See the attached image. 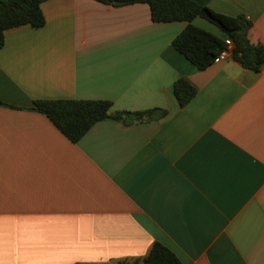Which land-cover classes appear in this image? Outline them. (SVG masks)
Returning <instances> with one entry per match:
<instances>
[{
    "label": "crops",
    "instance_id": "0c3cea01",
    "mask_svg": "<svg viewBox=\"0 0 264 264\" xmlns=\"http://www.w3.org/2000/svg\"><path fill=\"white\" fill-rule=\"evenodd\" d=\"M191 1L244 16L264 50V0ZM41 11L0 49V264L141 262L155 243L182 264H264V65L199 71L172 47L187 24L154 23L147 4ZM180 78L197 89L183 108ZM48 100L167 115L103 120L72 143L34 110Z\"/></svg>",
    "mask_w": 264,
    "mask_h": 264
},
{
    "label": "trees",
    "instance_id": "16d2710c",
    "mask_svg": "<svg viewBox=\"0 0 264 264\" xmlns=\"http://www.w3.org/2000/svg\"><path fill=\"white\" fill-rule=\"evenodd\" d=\"M48 0H0V49L4 46L6 31L23 26L40 29L44 26L41 5ZM104 5L125 6L147 4L154 23L185 22V29L173 40L172 47L199 71H204L217 61L226 49L225 41H232L231 58L249 71L259 72L264 65V50L250 43L248 33L251 23L244 16L228 17L214 12L191 0H95ZM204 20L215 26L221 35H215L194 25ZM197 89L180 78L173 85V95L180 108L196 96ZM34 110L45 117L72 143H76L97 122L119 120L127 122L121 112H112L107 101L48 100L34 103ZM134 122L160 120L166 110L154 108L127 113ZM124 264H182L168 248L155 243L141 261Z\"/></svg>",
    "mask_w": 264,
    "mask_h": 264
},
{
    "label": "built area",
    "instance_id": "2783aa9c",
    "mask_svg": "<svg viewBox=\"0 0 264 264\" xmlns=\"http://www.w3.org/2000/svg\"><path fill=\"white\" fill-rule=\"evenodd\" d=\"M225 44H226V49L219 54L217 61H224V60L228 59L229 57H231V55H232V50L234 47L232 41L227 39L225 41Z\"/></svg>",
    "mask_w": 264,
    "mask_h": 264
},
{
    "label": "rangeland",
    "instance_id": "374dc122",
    "mask_svg": "<svg viewBox=\"0 0 264 264\" xmlns=\"http://www.w3.org/2000/svg\"><path fill=\"white\" fill-rule=\"evenodd\" d=\"M206 24H208V26H210V27H207L206 29H208L211 33H216V34L221 35V32L215 26H213L209 23H206Z\"/></svg>",
    "mask_w": 264,
    "mask_h": 264
},
{
    "label": "water",
    "instance_id": "95a60500",
    "mask_svg": "<svg viewBox=\"0 0 264 264\" xmlns=\"http://www.w3.org/2000/svg\"><path fill=\"white\" fill-rule=\"evenodd\" d=\"M122 115H123V116H127V114H126V113H123Z\"/></svg>",
    "mask_w": 264,
    "mask_h": 264
}]
</instances>
